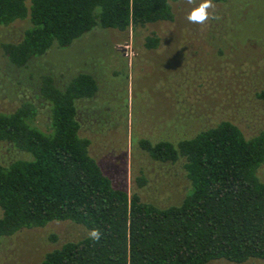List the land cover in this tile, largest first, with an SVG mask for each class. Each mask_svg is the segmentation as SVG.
I'll return each instance as SVG.
<instances>
[{
	"label": "trees",
	"instance_id": "1",
	"mask_svg": "<svg viewBox=\"0 0 264 264\" xmlns=\"http://www.w3.org/2000/svg\"><path fill=\"white\" fill-rule=\"evenodd\" d=\"M175 0H0V25L29 19L17 42L2 44L18 67L53 44L69 46L95 26L126 30L171 21ZM223 2L225 0H213ZM158 38H146L153 48ZM92 74L80 72L64 86L49 75L40 95L50 105L49 129L36 124L37 108L21 103L0 111V141L29 159L0 163V239L22 228L69 220L101 232L63 243L36 264H208L214 259L264 261V130L246 138L229 120L190 129L180 138L144 139L159 162L184 159L190 190L177 204L160 207L113 186L79 133L77 102L97 91ZM264 103V86L256 93ZM191 131V132H190Z\"/></svg>",
	"mask_w": 264,
	"mask_h": 264
},
{
	"label": "rangeland",
	"instance_id": "2",
	"mask_svg": "<svg viewBox=\"0 0 264 264\" xmlns=\"http://www.w3.org/2000/svg\"><path fill=\"white\" fill-rule=\"evenodd\" d=\"M213 3L218 20L190 23L186 16L193 5L175 0L171 21L122 31L95 26L67 47L53 44L23 67L9 61L2 44L19 41L29 19L0 25V111L31 102L37 126L46 131L50 105L40 95L41 77L49 75L64 87L80 72L92 74L95 95L77 102L79 133L90 140V155L114 187L160 207L179 203L190 190L184 159L155 161L142 140H173L188 133L192 123L194 131L221 120L236 124L246 138L264 130V103L256 96L264 86V0ZM151 35L158 43L147 48ZM29 158L0 141L1 164ZM257 176L264 184V163ZM88 232L69 220L22 228L0 239V264H36L46 252ZM208 264L264 261L220 258Z\"/></svg>",
	"mask_w": 264,
	"mask_h": 264
},
{
	"label": "clouds",
	"instance_id": "3",
	"mask_svg": "<svg viewBox=\"0 0 264 264\" xmlns=\"http://www.w3.org/2000/svg\"><path fill=\"white\" fill-rule=\"evenodd\" d=\"M189 5H193L187 13L186 19L190 23L203 25L209 20H218L219 16L215 12L213 0H187ZM209 10H212L211 12ZM87 238L93 242H98L101 232L97 228H92L87 234Z\"/></svg>",
	"mask_w": 264,
	"mask_h": 264
}]
</instances>
